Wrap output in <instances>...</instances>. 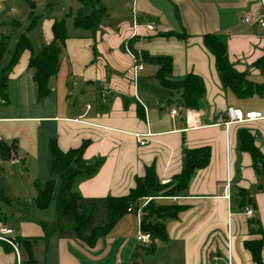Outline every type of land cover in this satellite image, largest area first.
Segmentation results:
<instances>
[{"label":"crops","instance_id":"0c3cea01","mask_svg":"<svg viewBox=\"0 0 264 264\" xmlns=\"http://www.w3.org/2000/svg\"><path fill=\"white\" fill-rule=\"evenodd\" d=\"M22 1L31 9L36 3L0 0V39L20 25L12 14ZM98 1L108 16L95 32L74 25L78 0L75 8L65 10L71 21L66 22L68 38L48 94L40 96L35 84L29 62L32 51L36 53L29 38L32 51L23 52L0 94L5 100L0 105V142L14 148L10 160L0 157V188L13 202L2 207L0 229L12 230V239L33 240L29 252L34 264H138L139 258L143 264H175L176 256L179 264H257L248 242L261 244L264 263V171L246 143L247 138L264 161V118L222 125L229 108L264 116V28L258 21L264 0H109V6ZM20 10L30 21L35 15ZM43 18L41 49L53 41L55 21ZM207 35L225 41L231 65L253 84L249 96L223 86L205 46ZM134 52L170 58L176 79L188 74L200 78L205 92L198 109L182 111L175 103L179 94L159 84V67ZM140 65L143 69L137 70ZM138 136L145 138L144 146ZM52 141L63 152L87 142L84 160H104L94 177L77 181L75 190L84 198L125 196L147 167H154L166 184L185 169L186 149L209 147L211 156L207 167L195 170L185 194L163 201L183 209L166 221L167 241H158L149 255L146 246L136 244L141 223L136 208L94 247L59 237V180L51 206L39 210L36 204L39 190L48 183ZM239 190L248 193L247 207ZM246 208L253 210L251 218ZM252 222L259 223L261 232L251 231ZM18 249L26 261L28 250ZM0 264H18L16 253L1 241Z\"/></svg>","mask_w":264,"mask_h":264},{"label":"trees","instance_id":"16d2710c","mask_svg":"<svg viewBox=\"0 0 264 264\" xmlns=\"http://www.w3.org/2000/svg\"><path fill=\"white\" fill-rule=\"evenodd\" d=\"M78 1L81 3V8L73 16L74 25L77 28L95 32L104 18L108 16L107 9L98 0ZM53 5L54 3L47 0V9L52 8ZM37 21L38 17L32 13L30 27H34ZM52 33L53 41L43 46L38 54H33L32 45L25 34L17 39L12 51H10L12 34L1 37L0 63L7 55L9 61L1 72L0 94L7 86L13 67L18 63L23 52L27 50L32 51L29 66L34 69V81L39 95L48 94L49 80L59 71L60 53L68 38L65 17L54 21ZM164 35L171 36V33ZM205 46L214 56L216 69L223 86L231 89L240 97L249 96L253 84L246 79L244 74L237 72L231 65L225 41L219 36L207 35L205 36ZM134 55L140 58L141 61L159 67L156 76L159 84L171 93L179 94V98L175 103L182 111L193 112L198 109V100L205 92L204 84L200 78L193 74H188L179 79L174 78L172 75V60L168 57H151L148 54L138 52H134ZM183 140L185 142V138ZM246 143L255 164H261L264 171V161L259 151L248 143L247 138ZM86 147L87 142H84L78 149L63 152L57 147L55 141H52L50 145L48 183L44 189L38 192L36 198L37 208L47 210L51 206L54 200V186L56 180H59L60 187L56 199L57 233L60 238H73L89 247H94L100 239L106 237L128 213L130 208L140 209L142 213L141 231L149 233L152 238L151 243L145 247V252L149 255L154 254L157 248L156 243L167 241L166 221L177 218L183 209L182 206L168 204L163 201H168V198L181 197L185 194L195 170L209 165L210 148L186 149L185 169L166 184L160 181L154 167H147L145 176L137 178L135 187L125 196L84 198L75 190L77 181L94 177L104 161L102 158L97 159L94 163L85 161L84 151ZM13 152V147L0 142V157L2 160H10ZM239 195L243 200L244 207H247V191L239 190ZM148 198H152V200L146 206L140 208V201ZM12 204V200L0 188V215L3 214V206H11ZM251 224L252 232H261L258 222H252ZM13 241L18 247H24L29 252L30 243L33 240L14 238ZM246 245L252 252L254 261L257 264H264L260 255L261 244L248 242ZM22 264H34L30 252L29 258Z\"/></svg>","mask_w":264,"mask_h":264},{"label":"rangeland","instance_id":"374dc122","mask_svg":"<svg viewBox=\"0 0 264 264\" xmlns=\"http://www.w3.org/2000/svg\"><path fill=\"white\" fill-rule=\"evenodd\" d=\"M33 1H35L36 3H34V6L32 9L29 5H27V3H25V2L23 3V1H22L21 5L16 4V6L14 7L17 12L13 13L12 17L14 19H18L20 21V25L17 26L14 30L8 31V33H12V35H13V42L10 46V51L13 50L12 48H13L16 40L22 34H25L33 43L35 53L36 54L39 53L41 50V47H42V44H41V36H42L41 21L44 20L43 17L49 16V17L53 18L54 20H61L64 17L66 18L65 10H69L71 7L75 8L77 6V0H50V2L54 3V5L52 6V8L46 10L45 6H46L47 0H33ZM101 1L103 3H107L106 5L109 6V0H101ZM20 9L33 10V12H35V16L38 17V21L34 27H32V28L30 27L31 21H30V19H28L29 17L26 16V18H24L22 16V12ZM66 22H67V24L71 23V21L68 18H66ZM8 61H9V56L7 55L4 58V60L2 61V63L0 64V68L5 67L6 64L8 63ZM147 201H148L147 199L140 201V208L143 206H146L148 203ZM136 244H137V246H147L143 242H138ZM138 249L140 252H142V247H139ZM143 262H144V260L142 258H139L136 261V263H138V264H140V263L143 264ZM149 262H151V261L149 260L148 262H146V264H148ZM174 262H175V264H179L178 256L175 257ZM158 263H159V261L157 262V264Z\"/></svg>","mask_w":264,"mask_h":264},{"label":"built area","instance_id":"2783aa9c","mask_svg":"<svg viewBox=\"0 0 264 264\" xmlns=\"http://www.w3.org/2000/svg\"><path fill=\"white\" fill-rule=\"evenodd\" d=\"M246 22H250L251 18L247 17ZM259 23L260 25L264 28V14L259 18ZM149 30H154L153 26H148ZM143 67L140 65L138 66L137 70H142ZM5 104V100H3L0 97V105ZM88 108H90V106H88ZM172 115L174 116L176 114V110H172ZM264 116L262 115V113H243L241 111L235 110L234 108H229L228 109V118L226 121L223 122V126H225V128H228L230 125L232 124H243V123H248V122H253V121H257L259 119H263ZM138 141L140 143L141 146H144L146 144L145 142V138L143 136H138ZM227 198H229V196H227ZM152 200V198H148V202ZM253 210L250 208H246V216L247 217H252L253 216ZM138 215H141V211L138 212ZM12 230L3 227L0 229V241L3 242L4 244L9 245L14 252L16 253L17 257H18V264H22L21 258H20V254H19V249L17 247V245L15 244V242L13 241V239L11 238L12 235ZM137 240L139 242H143L145 245H149L152 241L151 235L149 233H144L141 231L138 232V237ZM214 260L217 261V259L215 258Z\"/></svg>","mask_w":264,"mask_h":264}]
</instances>
